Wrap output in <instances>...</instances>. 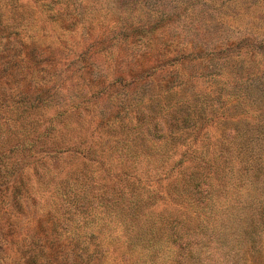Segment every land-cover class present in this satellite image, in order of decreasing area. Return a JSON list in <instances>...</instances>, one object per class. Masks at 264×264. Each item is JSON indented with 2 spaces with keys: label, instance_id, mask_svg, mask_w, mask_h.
<instances>
[{
  "label": "rangeland",
  "instance_id": "1",
  "mask_svg": "<svg viewBox=\"0 0 264 264\" xmlns=\"http://www.w3.org/2000/svg\"><path fill=\"white\" fill-rule=\"evenodd\" d=\"M19 2L18 37L42 52L31 60L36 77L0 70V98L29 106L0 107V143L17 144L0 169V264H30L33 236L71 260L81 256L74 246L91 251L98 237L101 264H134L133 235L150 228L167 258L154 264H169L173 235L159 224L170 215L198 263L224 264L214 245L202 250L209 231L179 204V184L194 173L210 184L215 167L220 183L203 186L212 191L223 172L239 174L240 163L222 168L220 141L253 127L259 112L251 110L264 107V0ZM174 101L202 107L176 130L168 126ZM201 153L212 164H199ZM210 200L211 214L231 201Z\"/></svg>",
  "mask_w": 264,
  "mask_h": 264
},
{
  "label": "trees",
  "instance_id": "2",
  "mask_svg": "<svg viewBox=\"0 0 264 264\" xmlns=\"http://www.w3.org/2000/svg\"><path fill=\"white\" fill-rule=\"evenodd\" d=\"M16 2L18 0H0V70L9 75L12 72L11 70L17 69L24 73L27 79H31L38 74L36 66L31 60L35 59L37 54L42 52V49L27 44L18 37L21 30L19 27L23 22L20 14L14 16L17 18L13 17L15 9L19 8V11L21 9L20 2L18 4ZM36 86L42 88L41 85ZM190 93L191 91L187 92V96L198 98ZM30 97L32 96L30 95ZM6 99L0 98V107L21 104L14 99V95H8L7 101ZM184 100H187V98H184ZM177 103L179 102L174 101L170 106L173 111L170 112L168 122L169 128L175 130L193 122L191 113H196L202 108L197 101L186 102L179 106H176ZM38 104H40V101L38 103L31 102L30 105L37 107ZM20 107V110L29 108L26 105ZM180 107H186V114H181L178 110ZM259 110L258 108L251 110L259 112L253 127L237 126L238 130L233 132L232 136L221 135L220 144L225 151L218 158L219 160L222 158V164H224L222 168L227 171L230 170L229 165L232 161L237 166L239 163L241 164L237 178L223 172L225 177L223 185L219 187L216 185V188L212 187V191L215 193L209 188H206L207 190L203 188L204 184L209 183L200 174H188L183 178L184 182L179 184V192L181 186L185 187L181 197L186 200V202L180 200L179 204H188L193 212L201 218L199 221H205V223H202V226L205 227V233L209 231L207 239L204 238L202 250H205L208 244L209 246L214 245L217 249L214 253L218 256H224L223 259L226 260L224 264H247V258H255L256 263L254 264H264V107L261 112ZM178 137L179 135L173 138L172 145H175V143L179 145L183 140V138ZM156 138L161 139V135H157ZM12 142L11 144L0 143V169L4 165V160L16 149L17 144ZM172 145L168 146L172 148ZM205 154H198L196 156L198 159H194H197L198 163H202V165L212 164V161L205 158ZM2 169L4 172L2 176L8 174L9 170L6 167ZM207 177L213 180L211 183H215V180L219 181L218 170L214 167L211 172L209 171ZM212 196L216 198L223 196L230 198L231 201L224 204V206H219L218 211L211 214L215 211L212 208L213 203L210 204ZM135 207L138 209L137 205ZM177 222V218L170 215L159 224L160 229L164 228L173 235L168 241L173 247L175 246L169 264H203L202 262L198 263L199 258H194L196 255L191 252V248H188L191 243L190 240L181 241L179 234L174 236ZM150 230L144 234L135 233L133 235L135 238L131 239L134 245L141 247V258L134 264H154L155 260L161 257L163 260L166 258L164 254L161 257L158 256L161 252V248L157 247L159 240ZM191 234V238L197 237L193 232ZM183 235L186 238L190 234L185 231ZM33 237V247L35 248L28 252L30 264H101L103 261L102 252L99 250L98 237L96 239L97 243L92 240L90 244V246L92 245L91 251L85 250L86 245L83 243H81V247L74 246L81 256L74 257L75 259L72 260L66 254L59 259L60 256L55 251L56 246L54 248L45 246L41 239L36 236ZM88 248L91 247L88 246ZM186 249H188V252L185 251ZM42 252H44V255L39 258V253ZM209 252L207 251L205 254L207 261L212 258Z\"/></svg>",
  "mask_w": 264,
  "mask_h": 264
}]
</instances>
